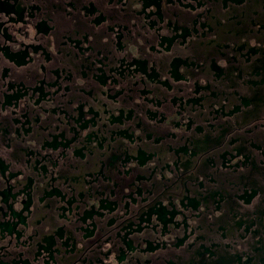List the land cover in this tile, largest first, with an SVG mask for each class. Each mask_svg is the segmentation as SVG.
I'll list each match as a JSON object with an SVG mask.
<instances>
[{
	"label": "flooded vegetation",
	"instance_id": "af4514ba",
	"mask_svg": "<svg viewBox=\"0 0 264 264\" xmlns=\"http://www.w3.org/2000/svg\"><path fill=\"white\" fill-rule=\"evenodd\" d=\"M0 264H264V0H0Z\"/></svg>",
	"mask_w": 264,
	"mask_h": 264
}]
</instances>
